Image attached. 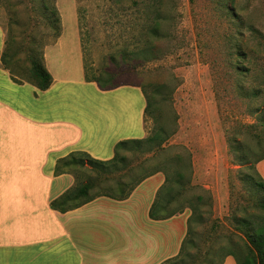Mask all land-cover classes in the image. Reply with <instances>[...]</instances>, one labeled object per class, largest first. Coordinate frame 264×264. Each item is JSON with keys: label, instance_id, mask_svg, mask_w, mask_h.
<instances>
[{"label": "crops", "instance_id": "crops-1", "mask_svg": "<svg viewBox=\"0 0 264 264\" xmlns=\"http://www.w3.org/2000/svg\"><path fill=\"white\" fill-rule=\"evenodd\" d=\"M107 1L113 10L119 6ZM56 7L61 33L44 47L35 19L28 32L18 29L25 22L15 13H8L6 21L0 16V264H162L178 255L186 235L182 227L191 214L186 207L170 215L175 203L167 202L164 193L158 199L166 184L164 170H148L150 175L125 199L93 191L115 182V175L107 177L100 166L56 173L58 160L72 152L109 161L119 141L149 135L142 82L120 77L138 72L135 61L125 71L108 62L112 55L147 44L154 13H114L122 40L110 42L102 65L95 68L87 59L92 49L84 45L79 14L67 11L68 31ZM38 17L52 31V17ZM37 54L53 77L46 90L32 82L31 57ZM106 68L113 72L106 77L117 86L100 84ZM157 160L147 154L138 164L151 168ZM140 166L134 172L142 171ZM256 168L264 179V159ZM90 182V201L65 212L51 207L66 190ZM223 264L237 263L230 255Z\"/></svg>", "mask_w": 264, "mask_h": 264}, {"label": "rangeland", "instance_id": "rangeland-1", "mask_svg": "<svg viewBox=\"0 0 264 264\" xmlns=\"http://www.w3.org/2000/svg\"><path fill=\"white\" fill-rule=\"evenodd\" d=\"M151 1L156 13L159 0ZM48 3H56L64 13L68 31L71 24L67 11L79 14L84 45L92 49L87 59L95 68L102 65L110 42L122 40L121 32L115 28L119 20L114 13H137L136 7L116 6L113 10L107 0ZM37 4L32 0H0V16L6 21L8 13H15L25 22L18 29L28 32L35 19L37 29L40 25L43 32L44 47L55 38V24L51 31L50 25L38 17L42 12L35 8ZM50 11L42 13L44 19L53 16ZM162 11L158 34L153 35L158 58L137 66L138 72L133 70L120 77H137L148 91L155 88L154 84H165L160 92L171 97L165 101L157 97L158 112L166 126L177 129L167 143L170 147L165 156L180 151L185 163L191 157L192 182L185 197L204 196L203 202H194L203 211L196 228L206 233L217 220L219 228L213 237L231 234L243 244L244 234L235 228L231 217L253 214L256 220H264V211L256 203L261 190L248 180L258 178L255 161L264 154V0H163ZM236 40L248 51L247 65L252 72L234 70ZM137 94L142 95V90L138 89ZM142 99L140 96V104ZM147 127L153 128L151 118ZM144 156L133 155V162L138 164ZM173 164L168 161L167 165L171 168ZM184 170L190 175L186 167ZM107 183L93 191H113L109 185L115 187V182ZM187 226L183 224L184 232ZM175 239L173 235L172 243Z\"/></svg>", "mask_w": 264, "mask_h": 264}, {"label": "trees", "instance_id": "trees-1", "mask_svg": "<svg viewBox=\"0 0 264 264\" xmlns=\"http://www.w3.org/2000/svg\"><path fill=\"white\" fill-rule=\"evenodd\" d=\"M32 1H38V7L35 8H38L42 13H46L48 10L50 11V6L54 5V9L50 13L53 15V22L54 20L56 22L52 23V25L55 24V36H59L61 33V22L60 17L57 16L59 12L55 3L50 4L48 0ZM114 2L119 6L136 7L137 13H154L155 9L151 0H114ZM139 4L143 6L140 7ZM162 5L163 0H159V8L153 14L152 24L148 29L147 44L136 50H124L118 53V55L110 56L108 67L112 64L116 68H119L120 71H125V69H129L127 66L129 61H135L133 67L136 68L140 64L144 65L150 60L158 58L157 54H155L157 46L154 44L153 35H157L159 31L160 21L163 17ZM48 16L50 17L51 15ZM259 36H262V32L259 33ZM240 42L236 40L235 55L237 56V60H234L232 66L239 73L252 72L247 65V61L250 58L248 57L249 53L240 45ZM119 59L125 63L124 66H121V62L118 61ZM262 70L264 73V69L261 68ZM110 73H113L112 70L107 68L102 73L99 79L102 87L109 85V83L114 87L117 86L113 82V79L106 77ZM31 78L32 82L41 90L48 89L53 82L51 73L45 67L42 57L38 54L32 55L31 57ZM153 86L155 88L148 91L145 83H141L147 100L145 121L147 122L148 118H151L153 122V128H151L147 137L119 141L115 146V156L109 161L94 159L90 154L83 151L72 152L68 156L58 160L56 173L66 172L67 169H71L73 166L82 167L86 166V164L92 167L100 166L103 173H106L109 178L111 175L118 174L114 178L115 187L109 185V188L114 192L108 190L105 194L115 199H125L146 176L150 175L151 170H164L166 173V184L164 185V189L162 191L160 190L157 196L158 199H161V195L164 193L167 202L175 203L174 207L170 210V215L182 212L186 207L191 210V214L187 221L186 235L182 241L178 255L162 264H188V262L189 264H223L224 259L230 255L236 259L237 264H264V220H256L253 214L244 217H237L236 215L231 217L232 224L235 228L244 234L245 239L243 244L236 241L231 234L226 236V238L223 235H221V238L213 237L212 234L216 233L219 228L218 223L220 222L217 220H215L208 231H205L206 233L204 231H198L196 228L198 219H203V211L194 202L197 200L203 202L204 196L199 194L193 195L192 198L185 197L188 187L192 182L193 162L191 157L189 162L185 163L183 153L180 151H176L174 154L169 155V157L165 156V153L170 147V145L166 144L176 133L177 129H170L169 126H166L161 121V113L158 112L159 101L157 97L161 96V101H165L171 97L170 95V97L167 96L166 93L160 92L165 84H154ZM128 152H131L132 155L152 154L154 158H158L159 160L150 163L151 168L145 167V163L134 165L133 158L128 155ZM263 159L264 154L255 161L256 165ZM168 161H172V164L173 162L175 164L170 168L167 165ZM138 166H140L139 168L142 171L134 172L133 169ZM184 167L190 171V175L185 173L186 170H184ZM257 175L258 178L249 177L248 180H253L252 184L256 190H261L262 194L256 200V203L264 211V179L258 171ZM92 188L93 185L91 182L75 185L66 190L60 197L53 199L51 201V207L61 212L79 207L93 198L91 194ZM155 211H157L156 206L151 210L152 216H155ZM190 257L192 259L188 261Z\"/></svg>", "mask_w": 264, "mask_h": 264}]
</instances>
